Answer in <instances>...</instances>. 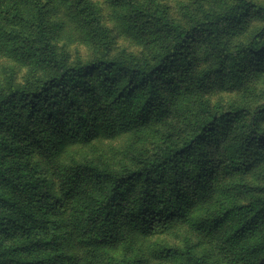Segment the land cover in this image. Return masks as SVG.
Instances as JSON below:
<instances>
[{"label":"trees","instance_id":"1","mask_svg":"<svg viewBox=\"0 0 264 264\" xmlns=\"http://www.w3.org/2000/svg\"><path fill=\"white\" fill-rule=\"evenodd\" d=\"M107 1L137 54H111L90 0H0L24 29L0 54L27 71L0 78V264H264V24L231 42L264 20V0H197L183 19L161 0ZM51 22L104 49L68 61ZM215 89L239 96L221 109ZM126 135L119 168L67 162ZM179 228L196 244L154 247Z\"/></svg>","mask_w":264,"mask_h":264},{"label":"rangeland","instance_id":"2","mask_svg":"<svg viewBox=\"0 0 264 264\" xmlns=\"http://www.w3.org/2000/svg\"><path fill=\"white\" fill-rule=\"evenodd\" d=\"M90 1L98 8L103 25L107 28H110L111 30V54L117 55L123 51L128 54H137L140 51V48L137 47V45L134 43L135 41L132 40L126 32H124L122 28V22L118 21L114 17L113 14L115 13L112 11L108 1ZM151 1L152 0H141V2H145L152 8ZM254 1L258 2L261 0ZM222 2H226L228 4L227 0H204V6L208 9L215 8L219 7ZM160 4L161 6L163 5V7L167 9L168 13L176 19H183L186 13H189L190 11L193 12L198 5L197 0H161ZM9 17H11V15ZM263 21L260 18H252L250 20L247 33L231 36V42H239L243 40L241 37H247L248 35L252 34L255 29L261 27L264 24ZM0 23L5 28L3 32L4 35H6V32L12 33V36L3 40L0 39V42L5 41L7 43L10 40V42H12L14 45H17L20 40L22 41L23 38L20 34L19 36L15 35L18 31H24L22 22L18 21L15 17L12 19H7V16L1 14ZM51 27L53 28L54 33L58 34V36H56L57 41H55L58 53L70 62H85L87 60H91L98 56L99 53L104 49V47L97 42L93 41L95 44L91 43L90 40H88L86 34L84 36L85 38H83L80 35L78 29H76L73 25H71V27L75 30H71L72 32L70 34L74 37L73 39L69 38V34L60 32L59 30L57 31V29L54 28L52 22ZM10 69L16 70L14 75L17 82L23 81L24 76L27 73L26 69L17 67L13 61L0 54V78H8ZM258 84L259 87L256 93V99L264 102V74L259 79ZM238 96L239 94L237 93L219 92L215 89L208 95V99L210 100L211 104L218 105L221 109H228L231 106V103ZM131 143V137L126 135L113 140H96L89 144H78L74 146L66 155L68 160L67 162L90 161L103 167L119 168L127 160L126 152ZM263 181L264 178L259 177V185H261ZM151 242L154 247L185 248L188 245H195L196 239L185 229L179 228L167 235L152 239ZM117 255L122 257H130L132 254L129 252V250H120ZM159 262L160 261L150 259L148 264H160ZM165 264L171 263L165 262Z\"/></svg>","mask_w":264,"mask_h":264}]
</instances>
